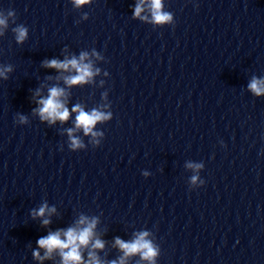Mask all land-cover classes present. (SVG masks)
<instances>
[{
    "label": "clouds",
    "instance_id": "obj_1",
    "mask_svg": "<svg viewBox=\"0 0 264 264\" xmlns=\"http://www.w3.org/2000/svg\"><path fill=\"white\" fill-rule=\"evenodd\" d=\"M77 7L86 4L89 0H74ZM153 8V18L156 23H164L170 19V16L166 13H161V0H151ZM140 5L136 7V15L141 12ZM11 15V13H10ZM0 25L7 26L6 20L0 19ZM18 35L17 40L23 41L26 36V30L23 27L16 29ZM86 54L81 55V61L84 60ZM47 67L68 70L69 68L75 69L77 75L73 77L66 78V83L69 85H76L86 81L87 78L93 75L91 71L90 64H83L78 62L75 58L67 60L64 62H59L57 60H51L47 63ZM264 82L253 80L249 85V88L257 95L264 92ZM63 95V90L58 88H52L49 90V96L47 99H41L39 103L42 107L39 109V114L42 120H48L49 123H55L56 120L67 121L69 118V110L64 106V104L58 99ZM73 112L77 113L76 116V127L83 128L85 134L92 133L93 126L98 122L108 119L103 113L93 110L90 114L83 111V109L76 105L72 109ZM95 135V133H92ZM69 135L71 137V130H69ZM79 141L72 139V147H78ZM195 179V178H194ZM46 206L41 207L38 212L35 213L37 216L43 217L45 215ZM81 224L85 223L84 219H81ZM43 225L47 226L50 221L43 220ZM95 226V222L89 224L87 227L76 230L69 228L63 233L65 239H61V233L50 232L46 237H41L37 240V244L40 248L45 249V256L41 257L39 252L33 253L34 257L37 259L49 258L53 250L59 249L63 264H80L81 253L80 247L86 246L89 243V239L92 236V229ZM147 233H141L139 237L132 243H125L124 241L117 239L116 244L124 251L125 255L141 252L144 259L151 260L155 255L156 251L153 248L150 241L145 239ZM94 248H102L103 244L101 241L97 240L93 245ZM67 249V251H64ZM90 261L88 264H99L96 260L94 254L90 253ZM123 264V261H121Z\"/></svg>",
    "mask_w": 264,
    "mask_h": 264
}]
</instances>
